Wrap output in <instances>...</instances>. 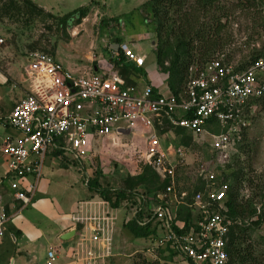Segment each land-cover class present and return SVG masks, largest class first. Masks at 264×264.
I'll use <instances>...</instances> for the list:
<instances>
[{"label": "built area", "instance_id": "2783aa9c", "mask_svg": "<svg viewBox=\"0 0 264 264\" xmlns=\"http://www.w3.org/2000/svg\"><path fill=\"white\" fill-rule=\"evenodd\" d=\"M3 41L0 37V44ZM118 48L122 64L144 66L145 54L134 52L127 42H120ZM23 76L26 91L1 120L2 126L16 130L17 135L5 137L0 145L5 157L0 175V239L7 230L13 202H18L20 212L34 198L47 154L60 152L85 169L96 140L140 133L146 138L141 154L144 164L161 180H169L164 190L153 194L140 187L128 190L132 196L126 221L135 218L140 226L150 224L155 231L148 237L145 253L153 259L161 250L166 255L174 253L173 260L181 264H234L227 249L228 234L241 220L227 215L229 182L202 170L199 175L205 182L201 189L189 194L177 186L178 170L188 167L191 147L179 141L167 149L157 127L161 129L167 120L171 126L168 135L173 138L177 127L192 139L203 135L202 141L209 143L205 153L210 163L215 162L213 154L227 158L235 153L249 125L248 116L256 107L253 100L264 96V56L247 65H232L222 55L193 63L177 94L162 77L157 85L139 88L117 71L74 73L40 50L26 55ZM29 174H35L36 180L31 182ZM89 177L86 173L85 185ZM180 205L190 210L188 224L176 219ZM71 218L83 228L76 242L80 248L71 254L73 260L104 264L112 255L116 217L105 212ZM46 257L48 264H66L59 263L53 249Z\"/></svg>", "mask_w": 264, "mask_h": 264}, {"label": "rangeland", "instance_id": "374dc122", "mask_svg": "<svg viewBox=\"0 0 264 264\" xmlns=\"http://www.w3.org/2000/svg\"><path fill=\"white\" fill-rule=\"evenodd\" d=\"M34 1L43 7L45 5L48 10L44 9L41 12L31 10L30 12V7L23 0H14L16 7L10 6V0H0V37L4 39L0 45V51L7 50L8 53L10 51L15 61L13 65L19 71L22 70L21 67L19 68L22 59L33 50H40L55 56L66 66L75 62L79 65L87 63L92 65L87 57L92 54L99 70H109L111 67L110 49L104 47L102 41L103 37H108V33H105V30L101 32L98 27L102 16L103 18L115 17L116 22L119 23L115 28L119 37L123 38V41L127 42L130 47H132L131 42L134 41L136 47H132L133 51L146 55L142 76L134 81L139 86L142 84L144 86L148 82V76L151 77L158 73L155 59L156 19L147 17L148 14L143 8L144 2L148 0ZM139 3L141 4L137 7ZM83 5H89V11L80 21H77L75 16L69 18L66 24L60 21L63 16ZM193 8H195V0H185L182 8L172 7L169 16L178 23V16L180 17L185 11L191 13ZM198 12V26L206 24L214 28L218 24L221 28L219 31H212V38L217 44L207 52L209 57L222 55L226 62L232 65H246L252 57L264 56V0H215L208 11ZM92 26H95V33L99 32L100 36L93 32ZM103 33L105 34L102 37ZM72 34L77 35L72 36ZM174 44L175 37H170L171 48ZM197 47L199 49L195 50L197 53L194 55L199 57L198 51H203V49L200 45ZM8 53H6L7 56H9ZM170 57L171 51L167 53V58L170 59ZM198 57H195V60L199 59ZM6 60H3L4 64L7 63ZM15 80H21L18 73ZM15 80L7 78L6 81L0 82V117L4 116L10 107H13L14 103L23 96L21 87L14 86ZM248 120L249 125L237 145L236 152L227 158L215 157L213 154L212 160L215 162L212 166L208 164L209 156L205 153V149L209 148V143L202 141L203 135H200V139L190 137L186 139L190 135L184 138L183 143L191 147L192 154L188 160V167L178 170L177 186L191 194L198 183L202 187L205 182V179L199 175L203 171L212 172L216 180L222 176L230 183L232 180L230 171L239 169L242 175L239 198L245 208L254 207L256 209L255 215L244 217V220L248 222V231L242 240V248H245L244 252L249 255L250 264H264V221L258 226L252 223L257 219L259 209L264 206V96L259 99L257 107L249 114ZM166 127L169 126L164 123L161 129L157 128L159 131H165ZM8 134L9 132L5 133L6 136ZM139 134L129 133L110 139L96 140L89 158L85 160V169L81 164L71 162L66 156L58 157L57 164L61 167L53 168L49 165L47 156L43 162L37 195L47 190L44 193L45 197L51 199L54 197L64 207L65 212H69L74 202L86 197L88 191L94 195L103 188H111L115 193L118 188L128 186L129 179L139 174L144 166L141 154L146 146V138ZM161 137L167 149L179 142L171 135L166 136L161 133ZM1 139L0 143H2ZM0 159L5 161L1 153ZM63 166H67V169ZM86 173L90 176L89 181L93 178L96 189H89L84 184ZM61 175L67 176L69 181L72 180L71 183L66 184L69 192L65 193L63 190L58 193L54 192ZM111 199L114 200V196H111ZM129 205V196L120 197L116 205L119 208L118 221L116 220L118 231L115 232L116 247L114 248L112 242V255L105 258L104 264H181L178 259L168 261L163 252L156 253L155 259L148 257L145 253V248L150 245L148 238H135L126 225L125 216L130 210ZM44 251H46L45 247ZM113 251L120 252L117 260ZM2 259L0 258V261Z\"/></svg>", "mask_w": 264, "mask_h": 264}, {"label": "crops", "instance_id": "0c3cea01", "mask_svg": "<svg viewBox=\"0 0 264 264\" xmlns=\"http://www.w3.org/2000/svg\"><path fill=\"white\" fill-rule=\"evenodd\" d=\"M32 1L35 2L34 0ZM36 4L42 7L43 9L48 10L45 7V5L43 7L38 3ZM140 4L141 3L137 4L136 6L138 7ZM110 18H103L101 16L98 23L99 25L98 27L101 30V32H104L102 30H105V33H108V37L107 36L103 37L105 33H103L101 36L103 37L102 41L104 42V47L107 48L109 47L110 49L109 61L111 67L109 70H104V69L99 70L97 64H95L96 61L94 60L95 58L92 56V54L91 55L89 54L87 56L89 58V61L92 62V65L90 63H87L85 65H79L76 62L72 63V65L69 63L67 66L64 65L63 63L62 64L65 68L77 74L108 73L112 71H117L124 79H125L124 76L127 75L128 79L130 80L129 84H135L137 85V87L141 88L143 84L139 86V84H137L136 81H134V79L140 78L142 76L143 67L138 68L135 65L128 63L127 64H122L121 62H119L118 64L116 63L119 57L122 56L121 51L118 48V44L124 41L123 38L119 37V35L115 31V28L119 23L116 22L115 17H110ZM83 25L84 24H82V26ZM86 27L87 26H85V28ZM92 27L94 29L93 32L95 33L96 28L95 26ZM95 34L97 36H100L99 32ZM73 35H77V34H72V36ZM0 45H2V43ZM131 46L136 47V43L132 41ZM6 51L7 50L0 51L1 59L3 60L7 59L5 61L7 63L6 64L3 63L2 66H0V82L6 81L7 78L15 80V76L18 73V76L20 77L21 80L20 81L15 80L14 86H20L24 95L27 87L26 83L24 82V76H23V67L26 62V56H24V59H22L21 64L17 63L20 64L19 68L20 67L22 68V70L19 71V69L17 67L15 68L13 65L15 61L13 56L10 55V51L9 53L8 51L7 52ZM6 53H8L9 56H7ZM127 72L129 73L127 74ZM161 76L162 75L160 72H158L155 75H152L151 77L148 76L147 77L148 82L146 84L151 83L157 85L158 83L157 80L160 79ZM131 78H133V80ZM7 81H9V79ZM11 108L12 106L4 116L0 117V121L3 120V118H5L6 115H8ZM6 132H9L8 136L11 137L17 135L16 130L10 127H4L0 125V139L3 136V138L1 139L2 142L5 139V137H7L5 135ZM47 156L49 157L48 158L49 165L51 167L53 168L61 167L58 166L57 159L60 156L63 157V154H61L60 152L53 151L47 154L46 157ZM63 168L67 169V166H63ZM2 171H3V161L0 159V175L2 174ZM41 177H42V171L40 172V176L37 178L36 190L32 195L34 196V198L30 202V204H28L23 209H21L20 212H18L19 204L17 201L13 202V204L9 208L10 219L7 222V230L4 236L0 239V258L1 259L3 258L2 261H0V263L6 264L9 261H13L14 264H48L46 253L49 249H53L57 254L59 263L65 262L66 264H83L82 262H77V261L75 262V260H73V258L71 257V254L74 253V250L80 248L79 246H76V242L78 240V235L83 230L82 225L74 221L71 217L75 214H86V213L104 214L105 212H109L111 215L115 216L116 220L118 221L117 217H119V213H118L119 208L108 205L106 202H103L101 198L94 197V196H98V194L92 195L91 192L89 193L88 191L86 197L81 198L78 201H75L70 211L65 212L66 210L57 199H55L54 197H52V199L49 197H45L46 195H44V193L47 190H45V192L41 191L39 195H37L38 183ZM28 179L31 182L35 181L36 175L29 174ZM71 182L72 180L69 181L67 179V176L61 175V177L59 178L58 185H56V187L54 188V192L58 193L60 190L65 191V193L69 192V189L67 188L68 186L66 184H69ZM88 196H92V197H88ZM127 214L125 216V221L128 218ZM116 220H115V227H114L113 241H112L114 248L116 247L115 232L117 230L116 228H118V225L116 227L117 224ZM69 232H71V236L67 239L63 238V236ZM44 247L46 251L43 252ZM113 255L114 257L117 256L116 257L117 260L118 255H120V252H114ZM8 259L9 261H7Z\"/></svg>", "mask_w": 264, "mask_h": 264}, {"label": "trees", "instance_id": "16d2710c", "mask_svg": "<svg viewBox=\"0 0 264 264\" xmlns=\"http://www.w3.org/2000/svg\"><path fill=\"white\" fill-rule=\"evenodd\" d=\"M23 2H25L26 5L30 7V12L31 10L38 12L44 10L32 0H23ZM184 2L185 0H148L143 4V8L148 14L147 17H152L153 19H156V29L154 28L156 31L155 59L158 72L161 73V77L164 80L165 84L167 85L169 90L174 94H177L178 91L181 89L185 81L189 65L198 62L203 63L213 57H209V55L207 54L209 49L217 44H215V41L212 38V31H219L221 29L218 24H216L214 28L212 26H207L206 24L198 26V11H208L210 8H212V4L215 2V0H195V8H193L192 11L190 10L191 13L187 11L182 12V15L180 17L178 16L177 23L175 19L169 16V12L170 9L174 6H176L177 9L182 8L184 6ZM10 3V6L14 5L16 7L17 5H15L14 0H10ZM88 11L89 5L81 6L75 9L73 12L63 16L60 21L66 24V22H68V19L72 18V16H75L77 18V21H80L81 18L87 15ZM147 17H145L146 20ZM170 37H175V44L173 48H171V46L169 45ZM197 45H200V47L203 49V51H198V55H200L199 57L194 55L195 53H197V51L195 50L199 49ZM170 51L171 57L169 59L167 58V53H169ZM195 57H198L199 59L195 60ZM257 57L259 56L252 57L250 61H247V63L249 64ZM122 60L123 57H120V60L116 61V63L118 64ZM3 62V59H1L0 57L1 66ZM129 72H127V74ZM124 77L125 81L130 83V80L128 79L127 75H125ZM259 99L260 98L253 100V102L255 101L256 107L259 103ZM164 123L165 125H168L167 120ZM168 126L169 127H166L167 130H162V133L166 136L168 135L169 128H171L170 125ZM173 130L176 134L175 140L177 141L183 142V139L188 136L185 134V131L181 128L177 127ZM186 139H189V136ZM162 143L163 145L165 144L163 140ZM213 163L214 162H209L208 164L212 166ZM240 173L241 171L239 169L230 171V176L232 177V180L229 183L230 189L228 192V196L225 200L227 215L233 219L238 218L241 220V224H233L230 227L228 234L229 238L227 249L232 263L246 264V262H249L250 264L251 259L249 255L244 252L243 249L245 248H242V240L245 238L246 233L248 231V222L244 220V217L255 215L256 209L254 207H250L249 209L245 208L244 204L242 203V200L239 198L240 182L242 179V175ZM129 181L130 182L128 186L118 188L115 193L112 192L111 188H103L97 194H99L105 200L109 201V204L112 207H117L116 205L118 204L120 197H123L125 195L129 197L132 196L130 195V191L128 190L140 187L144 189L147 194H153L158 190H164L167 184L169 183L168 179L161 180L160 177L155 173V171L146 164L142 166L141 172L134 176V178L129 179ZM197 185V187H194V191L202 188L200 187V183H198ZM87 186L89 189H96L93 178L88 182ZM111 196H114V200L111 199ZM256 217L257 219L252 223L255 226H258L262 223V221H264V206L259 209V213ZM176 219L184 221L186 222V224H188V222L191 220L190 210L186 206L180 205L176 210ZM126 225L129 231L133 234V236H135V238H148L151 233L155 232L150 224L140 226L136 222L135 218H131L126 221ZM177 231L181 230L177 229ZM160 252L163 251L161 250ZM164 255L165 258L170 261L173 260L175 254L170 253L168 255Z\"/></svg>", "mask_w": 264, "mask_h": 264}, {"label": "water", "instance_id": "95a60500", "mask_svg": "<svg viewBox=\"0 0 264 264\" xmlns=\"http://www.w3.org/2000/svg\"><path fill=\"white\" fill-rule=\"evenodd\" d=\"M70 236H71V232L66 233V234L63 236V238L67 239V238H69Z\"/></svg>", "mask_w": 264, "mask_h": 264}, {"label": "clouds", "instance_id": "9594fccd", "mask_svg": "<svg viewBox=\"0 0 264 264\" xmlns=\"http://www.w3.org/2000/svg\"><path fill=\"white\" fill-rule=\"evenodd\" d=\"M245 132V131H244Z\"/></svg>", "mask_w": 264, "mask_h": 264}]
</instances>
